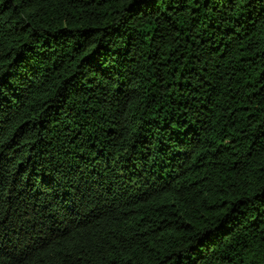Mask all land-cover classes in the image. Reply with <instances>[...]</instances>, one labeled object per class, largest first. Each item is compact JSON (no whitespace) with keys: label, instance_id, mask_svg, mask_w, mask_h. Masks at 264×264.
I'll return each instance as SVG.
<instances>
[{"label":"trees","instance_id":"obj_1","mask_svg":"<svg viewBox=\"0 0 264 264\" xmlns=\"http://www.w3.org/2000/svg\"><path fill=\"white\" fill-rule=\"evenodd\" d=\"M0 264H264V0H0Z\"/></svg>","mask_w":264,"mask_h":264}]
</instances>
